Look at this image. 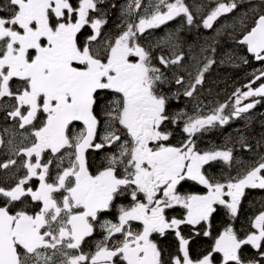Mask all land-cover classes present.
Returning <instances> with one entry per match:
<instances>
[{"label":"snow or ice","instance_id":"obj_1","mask_svg":"<svg viewBox=\"0 0 264 264\" xmlns=\"http://www.w3.org/2000/svg\"><path fill=\"white\" fill-rule=\"evenodd\" d=\"M104 2L0 0V111L22 137L16 146L7 141L15 158L0 162L3 170L15 167L7 186H0V264H165L151 237L168 231L178 240L170 264H264V211L251 220L244 236L225 227L196 259L180 230L181 225L200 226L211 237L217 205L235 218L245 189H264V155L242 175L221 182L204 168L216 161L230 163L233 150L200 151L194 139L260 103L256 98H264V67L243 90L233 92L230 114H224L228 105L221 104L210 115L184 119L183 110L170 112L178 94H169L165 71L183 56L154 57L139 41L146 30L178 17L193 25L189 7L184 0H156L147 14L136 13V22L118 25L121 30L112 37L102 31L107 20L98 5ZM236 7L235 0H217L202 19L203 27L212 28ZM141 8V0H130L122 15ZM236 42L264 65V11ZM214 62L207 59L184 96H193ZM183 83L182 77L175 79ZM181 120L187 139L172 145L168 126ZM240 144L250 149L243 137ZM90 152L103 153L95 172ZM189 181L206 191L182 193ZM121 198L128 203H118ZM177 207L182 217L169 218L167 210ZM113 209L115 221L101 222ZM97 224L103 239L85 252L82 245ZM246 246L254 250L247 259L242 255Z\"/></svg>","mask_w":264,"mask_h":264},{"label":"flooded vegetation","instance_id":"obj_2","mask_svg":"<svg viewBox=\"0 0 264 264\" xmlns=\"http://www.w3.org/2000/svg\"><path fill=\"white\" fill-rule=\"evenodd\" d=\"M107 0L103 4H99L98 7L102 11H106L107 8ZM116 2H118L116 0ZM221 2L231 3L233 0H222ZM237 7L233 9L230 13L222 14L217 18L216 21L213 22V27L210 29H205L202 24V19L206 17L209 12L205 13V11L210 7H215L216 3H196L193 5V8L190 10L194 16V23L191 25L192 35L194 37L199 38H207L212 35H215L218 38V43L216 44V38H207L204 39L205 43H210V41L215 42L214 51L210 50L208 55H205L203 52L200 56L201 63L193 66L192 69L186 68L187 77L184 79L183 77V86L194 83L195 77L199 73L200 70L203 69L204 65L207 63V59L211 58L215 62L208 68V70L204 73L203 82L200 85H197L196 91L194 92L192 97H186L183 95L185 89H176L171 88L170 95L175 93L178 94V99H173L171 101L170 112H177L183 110L186 113L184 119L187 117H195V116H207L212 114V112L217 109L221 104H227L228 107L225 109L224 114L228 115L232 112V105L234 103V97L232 96L233 92L237 88H241L243 90V86L249 82L252 78V74L256 72L264 65H261L259 62L252 59V57L247 54L246 47L239 45L236 41L238 40L242 30L248 26H250L254 20L257 18L258 14L264 11V0H235ZM111 8V7H110ZM245 12V13H243ZM197 15H194L196 14ZM236 15L233 18L228 16ZM105 19L107 17L104 15ZM238 18V22L228 28V24L233 22ZM176 20L171 23L160 26L159 28H163L166 26H175ZM108 22V20H107ZM150 29L146 30V32L140 36V39L146 40L148 37V33ZM105 34L111 35L110 32H104ZM119 32H115L111 36L114 37ZM87 35V31L85 32ZM83 39V37H81ZM226 49L228 51H226ZM231 50V53H230ZM229 54L233 57H238L239 64L236 66H228L224 62L220 60V56ZM241 57H245L248 59V63L244 64ZM218 58V59H217ZM191 59V58H190ZM216 66L215 68L212 66ZM183 69V67H181ZM225 69L234 70L233 81L230 90L224 91L223 95L217 100H213V97L210 93H206V90L210 87L209 80L212 76V72H218ZM181 69L177 68V72L179 73ZM168 78H171L173 75L170 73L166 74ZM13 87H15V83H13ZM251 99V98H250ZM256 99L260 100V103L256 104L253 109H250L248 113L241 114L240 117H234L229 120L227 124L219 125L218 123L214 127H209L207 131L199 132L195 135V143L196 147L200 151L217 149L223 150L231 148L233 150L234 156H245L246 167L241 168L237 166V168L228 167L227 163L223 161H216L211 163V165H206L204 171L214 177L215 179L220 180L221 182H226V174L228 172L233 175L230 177H235L238 174L242 175L244 171L247 170L254 163L258 162L255 154L257 152V148L253 146L251 143H247L245 141V135H253L258 131V129H263L264 126V98L257 97ZM250 101H245V103ZM184 121L181 120L178 125H169L168 130L172 132V136L168 143L172 145H179L182 141L187 139L185 133L182 132ZM8 128L9 131L7 133L4 132V129ZM20 129L18 127H13V122L11 120L6 121L4 119V112L0 111V139H3L4 143L0 144V162H5L9 158L12 157L10 152V146L7 141L12 140L13 146L19 145L22 137L20 136ZM264 131V130H263ZM243 137L244 141L250 146V149H244L241 147L240 140ZM93 154L89 153L90 163L92 164V170L95 172L96 168L103 163L102 156L103 153L98 154L97 158H93ZM19 163V159H18ZM15 172V167H12L8 170L0 169V186H7L5 184V180L11 177V174ZM53 174L54 170H53ZM13 182V181H9ZM186 184L180 188L182 193L194 192V182H185ZM187 186V187H186ZM200 186V185H199ZM196 187V186H195ZM203 188V186H201ZM204 189V188H203ZM249 191H258L264 192V189H245V194ZM118 203L127 204L128 200L126 198H121ZM176 211H173L172 214H176ZM260 212H257V215ZM105 219H110L115 221L116 213L113 209L107 215L101 217V222ZM135 227H138L136 222H133ZM103 239V232L100 228L99 224L96 225L95 232L91 237H87L85 239L84 244L82 245L83 250L85 252L94 251L95 245L98 241ZM90 241V243H87ZM60 258L58 257L57 260Z\"/></svg>","mask_w":264,"mask_h":264},{"label":"trees","instance_id":"obj_3","mask_svg":"<svg viewBox=\"0 0 264 264\" xmlns=\"http://www.w3.org/2000/svg\"><path fill=\"white\" fill-rule=\"evenodd\" d=\"M107 8L106 11H103L104 15L107 17V20L109 21V18L111 19L114 9L112 10L110 7L114 4L117 6L116 0H107ZM245 13V12H243ZM236 15H230L228 17L233 18ZM238 22V18L234 20L233 22L229 23L228 26H234ZM174 26H168V28L173 29ZM181 34H183V38H188L187 36L190 35L188 32L183 31V27H181ZM111 34H114L115 31H111ZM180 34V35H181ZM207 38H216L218 43V38L215 35H212ZM207 38H199V37H192L188 44V50H190V60L191 63L187 67H183L184 70L186 68L192 69L193 66H196L200 64L202 61L200 59V56L203 52H205V55H208L210 53V50L214 48L215 42L210 41V43H205L204 39ZM180 40H183L182 37ZM173 40V44H174ZM186 41V40H185ZM180 46H184L183 44H180V41L175 43ZM226 51H228L226 49ZM155 50L153 51V53ZM161 53L165 55L164 52H159L155 56H159ZM231 53V50H230ZM154 56V57H155ZM218 59V58H217ZM220 60L224 62L228 66H236L239 64L238 57H233L230 54L228 56L222 55L220 56ZM153 63L157 64V60H153ZM159 66V63H158ZM212 67H216L215 65ZM167 71V69L165 70ZM177 68H173L171 72H169L171 75L174 76L176 74ZM185 73H187L185 71ZM233 74L234 70L232 69H225L218 72H212V76L209 80L210 87L208 90H206V93H210V95L213 97V100H217L220 98L224 91L230 90L232 86L233 81ZM172 80V79H171ZM172 106V104H171ZM263 128V127H262ZM245 141L247 143L253 144L254 147H258L257 150L261 151L263 149L264 144V131L262 129H258L255 134L253 135H245ZM259 144V146H258ZM98 154H93V158H97ZM237 168V167H236ZM186 184V183H184ZM194 192H197L199 194H203L205 190L201 187H195L194 186ZM264 192H258V191H249L246 196H243L240 202V205L238 207V214L235 218L227 214V211L223 206L217 205V212L214 213L212 217V227L211 237H205L200 231V226H191V225H181L180 230L182 234L185 236V238L189 239V250L190 254L193 259H196L201 254L207 252L210 250V246L213 243L214 238L218 235L220 231H222L227 226H232L234 231H236L240 236H244L251 228V220L257 215V212L264 211ZM176 214H173V216H179L182 217L183 211H176ZM199 232L200 234L197 235L196 233ZM152 239L158 244L159 248L162 250V259L165 261V264H170V259L172 256H175L178 251V240L175 237L174 232L168 231L163 237L154 234L152 236ZM87 243H90L88 241ZM254 254V250H252L250 247L246 246L243 249L242 255L245 257V259L251 257Z\"/></svg>","mask_w":264,"mask_h":264},{"label":"rangeland","instance_id":"obj_4","mask_svg":"<svg viewBox=\"0 0 264 264\" xmlns=\"http://www.w3.org/2000/svg\"><path fill=\"white\" fill-rule=\"evenodd\" d=\"M117 6L112 7L111 9H114V13L111 17V19L109 18V21L107 22V24L103 27L102 31L103 32H111V31H115V32H119L121 30V28H118V25L123 26L122 22H127L128 20H131L132 22H136V20L138 19V15H136V13H138L139 15H145L147 14L145 9H147L149 12L151 11V7L152 5L156 2V0H141V4H142V8L135 10L134 14L131 16H126V15H122V13L124 11H126V6L127 4L130 2V0H117ZM215 0H186V5L189 7V9L191 10L193 8V5L196 3H209V2H214ZM194 15H197L194 14ZM180 25H182L183 27V31L188 32L189 34H192V30H191V26L187 25L184 22V18L183 17H179L177 19V23L176 25L173 27V29L168 28V26L163 27V28H156V29H150V32L148 33V37L146 38V40L140 39V43L146 47V48H150L152 50V52L154 50H159L161 52L165 53V56H172L174 54L176 55H182L183 59L181 61L180 64L177 65H172L170 66L169 69H167L168 72H171L173 68H180L181 70L179 71V73L174 74V76H172L171 78H169L170 80V84L166 86V88H178V89H185L188 87V85L186 86H181V85H177L175 84V79L179 78V77H184V79L187 77V73H185L186 70L182 69L181 67H187L190 65L191 60H190V55L189 52L190 50H188V44L190 41V39L187 38H183V40L181 39V29H180ZM232 26H228V28H231ZM177 29H180L179 31H177ZM112 35V34H111ZM171 37V39H169ZM180 41V44H183L184 46H180L175 44L177 42ZM174 41V44L176 45V47L173 49L171 47V45L173 44L172 42ZM186 40V41H185ZM157 45H159L157 47ZM158 62V60H157ZM159 63V62H158ZM172 79V80H171ZM183 79V80H184ZM264 130V126L263 129ZM264 155V144H263V149L261 151L256 152L255 156L257 158V160L260 159V156ZM228 167H233L236 168L237 166H240L241 168H245L246 167V162H245V156H234L233 155V160L230 163H227ZM232 175L230 174H226V177H230ZM187 187V186H186ZM264 208V206H262Z\"/></svg>","mask_w":264,"mask_h":264},{"label":"bare ground","instance_id":"obj_5","mask_svg":"<svg viewBox=\"0 0 264 264\" xmlns=\"http://www.w3.org/2000/svg\"><path fill=\"white\" fill-rule=\"evenodd\" d=\"M181 37H184L183 34H181ZM187 37H188V38H191V37H192V34L188 35ZM188 38H187V39H188Z\"/></svg>","mask_w":264,"mask_h":264}]
</instances>
